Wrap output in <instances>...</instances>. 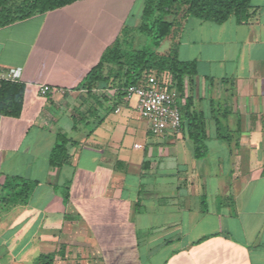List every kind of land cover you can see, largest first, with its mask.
Returning <instances> with one entry per match:
<instances>
[{
    "label": "crops",
    "instance_id": "obj_1",
    "mask_svg": "<svg viewBox=\"0 0 264 264\" xmlns=\"http://www.w3.org/2000/svg\"><path fill=\"white\" fill-rule=\"evenodd\" d=\"M144 1L83 0L0 28V68L20 69L25 86L21 117L0 115V183L35 184L0 216V264H264V0L248 24L188 19L170 37L198 66L202 159L187 130L151 132L137 101L115 109L113 89L77 90ZM59 133L75 144L55 169ZM68 183L66 201L55 188Z\"/></svg>",
    "mask_w": 264,
    "mask_h": 264
},
{
    "label": "trees",
    "instance_id": "obj_2",
    "mask_svg": "<svg viewBox=\"0 0 264 264\" xmlns=\"http://www.w3.org/2000/svg\"><path fill=\"white\" fill-rule=\"evenodd\" d=\"M83 0H0V28L16 22L44 15ZM252 0H145L141 23L137 28H125L115 44L107 49L100 63L94 67L77 90L86 91L94 96L96 91L114 90V108L123 104L126 91L131 86L144 85L150 75L162 77L167 74L172 82L170 88L177 90L181 98L182 130L194 145V154L202 159L207 153L206 121L202 114L193 109L194 101L190 90L198 76L195 61H182L179 58V45L175 43L168 54L157 49L161 43L175 34L188 19H197L217 25L234 18L238 25H245L253 17ZM170 18V19H169ZM150 39V47L128 51L126 39L133 33ZM117 67V72L109 67ZM25 86L20 82L0 80V115L20 118L24 108ZM217 119L219 128L226 119ZM76 129V128H75ZM220 130V128H219ZM222 140L231 141L230 136L218 134ZM75 141L67 134L59 133L55 146L50 154V166L62 169L70 163L69 147ZM2 175L0 174V179ZM34 183L22 177L6 176L0 183V216L15 206L27 205ZM65 187V200L70 198V183ZM54 255H44L36 264H53Z\"/></svg>",
    "mask_w": 264,
    "mask_h": 264
},
{
    "label": "built area",
    "instance_id": "obj_3",
    "mask_svg": "<svg viewBox=\"0 0 264 264\" xmlns=\"http://www.w3.org/2000/svg\"><path fill=\"white\" fill-rule=\"evenodd\" d=\"M20 76V69L0 68V80L18 82ZM171 86L172 82L167 74L162 77L153 74L146 79L144 85L131 86L126 91L125 101L137 98L139 114L156 135L162 136L169 132L178 135L182 131L181 98ZM50 93L49 86L41 87V96L46 97Z\"/></svg>",
    "mask_w": 264,
    "mask_h": 264
},
{
    "label": "rangeland",
    "instance_id": "obj_4",
    "mask_svg": "<svg viewBox=\"0 0 264 264\" xmlns=\"http://www.w3.org/2000/svg\"><path fill=\"white\" fill-rule=\"evenodd\" d=\"M139 8V7H138ZM170 19V18H169ZM138 23V24H137ZM141 23V14L139 12V9L136 10V17L132 20V22H130L128 25H127V28L129 30H133L134 27H138L139 24ZM138 25V26H137ZM176 42L172 39V38H167L165 39L161 45L159 46V48L157 49V52L161 51L163 53H166L168 51V49L173 46ZM150 39L146 36H143V35H140L139 33H137L136 31L133 32L127 39H126V43H125V49L128 50V51H132V50H136V49H143V48H147V47H150ZM117 67L113 66V67H109L107 70H106V74H108L110 71H113L114 74L115 72H117ZM108 92V90L106 91V93ZM100 95L102 93H95V95ZM94 95V96H95ZM105 95V94H104ZM102 96V95H101ZM132 103H135L137 101V98H133L132 99ZM138 102V101H137ZM144 120V119H143ZM144 123L148 124V122L146 120H144ZM73 136L77 137L78 136V133H77V136L76 134H74ZM164 136V135H162ZM158 140L160 139V136H156L154 137V140ZM132 145L135 143V142H143L142 139H138V138H132ZM150 141V139H149ZM55 191H57L59 194H61L62 196H64V192H65V187L63 185H59L58 188H55ZM65 199V198H64ZM29 202V201H28Z\"/></svg>",
    "mask_w": 264,
    "mask_h": 264
}]
</instances>
